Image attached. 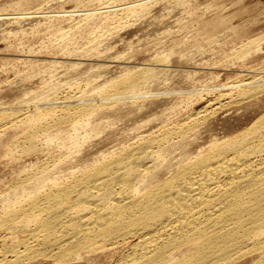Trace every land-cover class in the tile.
I'll return each instance as SVG.
<instances>
[{
	"label": "rangeland",
	"instance_id": "obj_1",
	"mask_svg": "<svg viewBox=\"0 0 264 264\" xmlns=\"http://www.w3.org/2000/svg\"><path fill=\"white\" fill-rule=\"evenodd\" d=\"M260 67H264V0H0V120L18 115L12 111L70 97L115 96L123 78L138 72L156 76L136 89L139 98L108 100L91 115L83 113L76 126L56 129L54 118L65 114L58 108L27 119L16 116L15 122L2 128L0 208L4 209L0 215L15 205L6 204L16 195L28 205L27 196L40 190L38 185L44 181L40 179L46 177L42 191L47 184L50 190L54 178L65 181L93 156L119 152L155 132L189 122L206 108L216 109L218 99L232 97L228 90ZM262 98L264 93L249 103ZM241 109L213 112L208 124L199 127L198 136L188 140L192 151H206L214 142L239 134L260 113ZM37 116L45 117L43 124ZM210 124L215 127L213 133L208 130ZM37 130L38 149L30 150L26 139ZM48 147L55 154L71 147V155L79 156L64 157L62 161L66 158L70 163L54 165ZM81 158L83 162L77 163ZM67 162L73 165L69 169ZM119 248L89 254L87 261L67 263L43 257L30 263L116 264L129 250L127 245Z\"/></svg>",
	"mask_w": 264,
	"mask_h": 264
},
{
	"label": "bare ground",
	"instance_id": "obj_2",
	"mask_svg": "<svg viewBox=\"0 0 264 264\" xmlns=\"http://www.w3.org/2000/svg\"><path fill=\"white\" fill-rule=\"evenodd\" d=\"M152 76L146 71L128 75L115 96L70 97L12 111L18 115L0 120V130L15 122L16 116L27 119L30 114L42 115L58 108L65 114L55 117L53 125L76 126L83 113L91 115L108 100L139 98L136 89ZM228 91L232 97L220 95L223 99L218 97L216 109L206 108L189 122L155 132L102 158L92 155L70 178H64V172L65 181L47 178L54 183L50 190L46 188L48 180L43 191V185L40 187L46 177L40 179L43 182L38 180L40 190L33 191L40 193L26 195L28 205L23 203L27 202L24 196V201L19 195L9 198L6 205H15L0 215V264H31L43 257L71 263L101 251L113 253L123 245L129 247L128 253L116 264H264V98L249 103L264 93V67L251 71ZM235 108L260 113L239 134L214 142L206 151H201V146V152L192 151L188 140L198 136L199 127L212 113ZM44 119L37 116L38 122ZM208 130L213 133L215 127L210 124ZM38 134L37 130L26 139L30 150L38 149ZM51 147L45 150L54 165L80 150L71 155L73 151L67 147L59 155ZM69 163L61 166L69 169L73 166ZM46 167L41 166L45 171Z\"/></svg>",
	"mask_w": 264,
	"mask_h": 264
}]
</instances>
